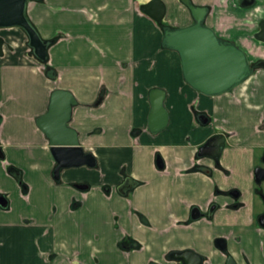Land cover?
I'll return each instance as SVG.
<instances>
[{"label":"crops","instance_id":"obj_1","mask_svg":"<svg viewBox=\"0 0 264 264\" xmlns=\"http://www.w3.org/2000/svg\"><path fill=\"white\" fill-rule=\"evenodd\" d=\"M152 1L30 3L29 19L53 42L48 65L10 51L20 46L0 37V264H183L171 255L189 250L205 264H223L218 239L239 264L243 253L264 264L255 182L264 152V70L230 93H198L185 82L178 53L163 48L161 25L143 11ZM161 1L170 27L194 22L180 0ZM191 1L209 9L207 26L239 47L248 38L236 33L254 30L251 21L264 14V0L251 9L242 0ZM155 89L165 92L169 115L159 133L149 128ZM56 90L73 94L70 127L97 161L62 170L59 180L37 124ZM219 131L228 134L220 167L210 158L197 162ZM127 180L135 186L122 195ZM195 211L203 216L194 219Z\"/></svg>","mask_w":264,"mask_h":264},{"label":"water","instance_id":"obj_2","mask_svg":"<svg viewBox=\"0 0 264 264\" xmlns=\"http://www.w3.org/2000/svg\"><path fill=\"white\" fill-rule=\"evenodd\" d=\"M41 1L43 0H0V30L18 29L24 32L33 56L45 65L49 61L48 51L53 42L44 40L28 17L29 4ZM180 2L190 11L194 22L187 27L177 29L164 27L162 46L166 50L178 53L183 78L192 89L208 97L221 96L243 85L252 77L255 69L264 70V61L252 65L249 56L242 48L234 42L220 38L212 28L206 25L208 8L197 7L191 0H180ZM256 4L257 0H242L240 7L251 9ZM143 11L155 22H161L166 14L165 5L161 0L152 1L144 7ZM254 39L264 44V19ZM3 47L4 40L0 38V57L4 54ZM46 75L50 79L56 76L52 68L46 70ZM165 97L163 90L155 89L151 92L152 111L149 128L153 133L161 132L168 125L169 115L164 107ZM101 100L102 98L98 103ZM77 104L71 92L56 90L51 96L47 114L37 121L39 128L49 140L51 152L57 162L54 172L56 180H59L62 170L97 166L95 157L85 153L80 146L77 132L70 127L73 109ZM203 117L204 121L201 120V123L206 125L208 118ZM224 146V136L212 137L201 147L199 156L218 161ZM0 159H3L1 150ZM11 172L18 174L14 169ZM255 181L257 184L264 182V168L256 169ZM134 186L135 183L132 180H127L119 191L122 195H126ZM79 188L83 189L80 186ZM0 204L3 206L6 201L1 199ZM201 216L195 211L194 219H199ZM258 224L264 228V215L259 218ZM171 258L182 261L183 264L203 263V258L192 251L174 253ZM227 264L235 263L229 259Z\"/></svg>","mask_w":264,"mask_h":264},{"label":"rangeland","instance_id":"obj_3","mask_svg":"<svg viewBox=\"0 0 264 264\" xmlns=\"http://www.w3.org/2000/svg\"><path fill=\"white\" fill-rule=\"evenodd\" d=\"M264 18V14H262L260 17L255 18V21H251L254 22V30H245V32H237L236 36H242L244 38H248L246 40V42H244L245 44L241 45L240 48H242L243 50H245V52L248 54L249 58L251 61H256L258 59H264V45H262L261 43L255 41L253 39L254 34L259 32V23L260 20ZM244 29H247L248 26H240ZM243 29V30H244ZM0 37H5V38H10V41H13L14 43H17L20 46V49L15 50L14 48H8L10 51H14V52H22L26 55H30V49L28 47V38L25 35L24 32H22L21 30H16V29H9V30H0ZM243 42V41H242ZM26 52V53H25ZM17 54V53H16ZM260 152L258 153L259 156ZM259 188L263 191L264 193V182L259 186ZM259 199V198H258ZM260 201V200H257ZM264 209L263 205L261 204V202H258L257 205V210L259 212H261Z\"/></svg>","mask_w":264,"mask_h":264},{"label":"flooded vegetation","instance_id":"obj_4","mask_svg":"<svg viewBox=\"0 0 264 264\" xmlns=\"http://www.w3.org/2000/svg\"><path fill=\"white\" fill-rule=\"evenodd\" d=\"M145 7V6H144ZM164 19H165V17H164ZM164 19L161 21V22H156L157 24L158 23H161V29L163 30V28L164 27H170L168 24H166V23H164ZM193 24V23H192ZM255 35V34H254ZM220 37V36H219ZM220 38H222V37H220ZM222 39H224V38H222ZM253 39H254V37H253ZM224 40H226V39H224ZM255 40V39H254ZM228 41V40H227ZM256 41V40H255ZM260 43V42H259ZM262 44V43H261ZM264 45V44H263ZM245 51V50H244ZM248 55V54H247ZM250 59V58H249ZM251 61V60H250ZM260 61H264V59L262 60V59H258V60H256V61H251V64L252 65H255V64H257L258 62H260ZM257 70H263V69H255V71H254V73L257 71ZM253 73V74H254ZM253 76V75H252ZM234 91V90H233ZM232 92V91H231ZM230 93V92H229ZM201 120L202 121H204V117L203 116H201V117H199V121H200V123H201ZM202 124V123H201ZM207 124H209V120H208V123ZM206 124V125H207ZM218 135H222V136H224L225 137V140L227 139V136H228V134H226V133H223V132H221V131H219L218 133H217V135H215V136H218ZM214 136V137H215ZM201 149V148H200ZM200 149H199V151H198V161L197 162H199V160L200 159H203V158H208V157H200L199 156V153H200ZM224 149V148H223ZM223 152V151H222ZM222 154V153H221ZM221 157V156H220ZM220 157H219V159H218V161H215L214 159H212V160H214L216 163H217V166L218 167H220V165H219V160H220ZM263 158H264V152H263V154H262V160H261V164H260V167H257V168H264V162H263ZM211 159V158H210ZM256 168V169H257ZM256 169H255V171H256ZM203 172L204 173H207V174H210V171L209 170H207V169H203ZM256 182V181H255ZM263 183V182H262ZM261 183V184H262ZM261 184H257L256 183V186H257V190L259 189L260 191H261V194H259L258 192H257V195L259 196V200H260V202H261V204L263 205V207H264V193H263V191L259 188V186L261 185ZM80 187H82V186H80ZM230 197H232V198H234V199H239V197H240V193L239 192H237V191H233V192H231L230 193ZM216 209V206H213L212 208H211V210H210V212H209V214H208V216L210 217L211 215H212V213L214 212V210ZM200 213V212H199ZM201 214V213H200ZM264 215V209L257 215V217H256V224H257V227L260 229V230H264V228H262V227H260L259 226V224H258V220H259V218L261 217V216H263ZM203 216V215H202ZM238 241V240H237ZM236 241V242H237ZM216 246L218 247V249L220 250V252H221V254L223 255V259H224V261H223V264H227L228 262H229V259H232L233 261H234V263L235 264H239L237 261H236V259L234 258V256L233 255H231V253L229 252V244H228V241L227 240H225V239H218L217 241H216ZM126 249H131L132 248V245H128V246H124ZM190 251V250H189ZM183 252H186V251H183ZM193 252V251H192ZM195 253V252H194ZM174 254V253H173ZM196 254V253H195ZM197 255V254H196ZM198 256H200V255H198ZM242 258H243V262H244V264H251L250 263V261H249V259L247 258V256L243 253L242 254ZM200 257H202V256H200ZM203 258V263L202 264H205V263H207V262H209L206 258H204V257H202ZM173 259V258H172ZM174 261H177V260H174ZM180 262H182V261H180ZM183 263V262H182Z\"/></svg>","mask_w":264,"mask_h":264},{"label":"trees","instance_id":"obj_5","mask_svg":"<svg viewBox=\"0 0 264 264\" xmlns=\"http://www.w3.org/2000/svg\"><path fill=\"white\" fill-rule=\"evenodd\" d=\"M158 24L161 25V23H158ZM31 54H32V52H31ZM32 55H33V54H32ZM45 65H48V63H46ZM48 68H51V67L47 66V69H48ZM52 69H53V68H52ZM53 70H54V69H53ZM54 79H55V78H54ZM257 192H258L259 194H261V191H260L259 189L257 190Z\"/></svg>","mask_w":264,"mask_h":264},{"label":"clouds","instance_id":"obj_6","mask_svg":"<svg viewBox=\"0 0 264 264\" xmlns=\"http://www.w3.org/2000/svg\"><path fill=\"white\" fill-rule=\"evenodd\" d=\"M257 11H259V9H257Z\"/></svg>","mask_w":264,"mask_h":264}]
</instances>
